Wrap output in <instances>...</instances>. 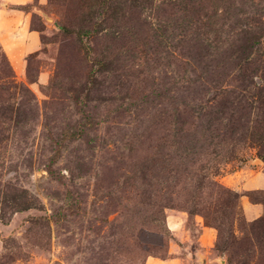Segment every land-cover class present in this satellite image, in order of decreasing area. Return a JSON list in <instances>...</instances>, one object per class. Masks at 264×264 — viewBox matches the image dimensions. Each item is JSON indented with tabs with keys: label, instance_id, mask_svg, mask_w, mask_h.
Returning a JSON list of instances; mask_svg holds the SVG:
<instances>
[{
	"label": "rangeland",
	"instance_id": "rangeland-1",
	"mask_svg": "<svg viewBox=\"0 0 264 264\" xmlns=\"http://www.w3.org/2000/svg\"><path fill=\"white\" fill-rule=\"evenodd\" d=\"M0 264H264V0H0Z\"/></svg>",
	"mask_w": 264,
	"mask_h": 264
},
{
	"label": "crops",
	"instance_id": "crops-1",
	"mask_svg": "<svg viewBox=\"0 0 264 264\" xmlns=\"http://www.w3.org/2000/svg\"><path fill=\"white\" fill-rule=\"evenodd\" d=\"M34 34H33V32L32 33H30V37L32 38V39H35L36 37L35 36H33ZM204 256V255H203ZM202 257V256H201ZM206 258V257H205Z\"/></svg>",
	"mask_w": 264,
	"mask_h": 264
},
{
	"label": "water",
	"instance_id": "water-1",
	"mask_svg": "<svg viewBox=\"0 0 264 264\" xmlns=\"http://www.w3.org/2000/svg\"><path fill=\"white\" fill-rule=\"evenodd\" d=\"M205 260H206L205 256H202V257H201V261H202V262H205Z\"/></svg>",
	"mask_w": 264,
	"mask_h": 264
}]
</instances>
